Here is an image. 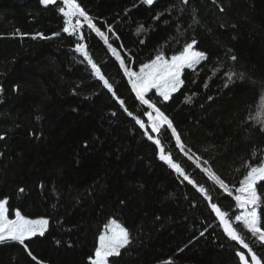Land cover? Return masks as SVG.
Listing matches in <instances>:
<instances>
[{
  "label": "trees",
  "instance_id": "obj_1",
  "mask_svg": "<svg viewBox=\"0 0 264 264\" xmlns=\"http://www.w3.org/2000/svg\"><path fill=\"white\" fill-rule=\"evenodd\" d=\"M76 2L136 71L157 53L170 57L193 39L208 55L195 71L184 70V84L170 100L154 91L148 96L173 121L189 155L200 157L201 168L162 131L165 151L229 212L264 264V246L234 220L241 211L234 197L243 165L264 153V132L249 118L264 93V0ZM59 6L62 0L47 7L40 0H0V201L7 199L10 215L19 210L49 221L43 237L25 240L27 249L0 244V264H91L113 219L129 229L132 242L110 264H241L236 252L247 250L223 232L205 197L159 160V148L75 46H87L125 107L147 123L146 106L135 99L111 50L82 17L72 22L83 24V41L63 32L67 18ZM141 25L146 31L137 34ZM230 71L244 73V82L224 87ZM208 167L233 196L202 170ZM258 213L264 227V196Z\"/></svg>",
  "mask_w": 264,
  "mask_h": 264
},
{
  "label": "snow or ice",
  "instance_id": "obj_2",
  "mask_svg": "<svg viewBox=\"0 0 264 264\" xmlns=\"http://www.w3.org/2000/svg\"><path fill=\"white\" fill-rule=\"evenodd\" d=\"M182 4L187 5L189 0H181ZM40 3L47 7L49 5H57V0H40ZM141 3L151 6L154 0H141ZM224 9L221 7L220 11ZM58 11L66 17V27L63 28V32L68 33L70 36H77L79 40H84L82 32H78V29L83 27L80 20L77 19L76 23L72 22L73 17H82L87 23V27L95 32L100 37L104 44L111 50L115 60L119 62V68L123 70V75L127 77L128 83L131 85V90L135 93V99L139 101L140 105L146 106L142 115L147 117V123L145 120L133 115L131 111L125 107V101L117 96L114 90L113 84L109 82L101 68L96 62H94L92 56L89 54L87 46L83 43H77L75 51L79 53L87 65L91 66L92 74L98 81L102 82V87L107 89L112 96L118 100L119 105L123 108L124 112L136 125H139V129L144 130L143 135L147 136V139L159 148V160L168 165L169 168L174 170L178 176L182 177L188 184L193 185L199 193H201L205 199L209 202L212 212L219 218V224L223 227V232L232 241L238 242L242 245L243 249L247 250V254L241 250L236 252L241 264H262L261 257L257 252L250 247L249 243H246L242 238L237 228L233 226L230 219L229 212L222 210L220 206L213 203L212 196L203 186H198L196 182L190 178L181 164L174 161L170 152H166L162 146L161 132L163 131L169 137L175 138V145L180 149L182 153L188 156L189 160H192L197 168H201L200 157L193 158V155H189L186 151V145L182 141L181 134L174 127L173 121L169 119L161 108L157 106L148 94L155 90L154 95H159L163 98V101L171 99L172 93L179 91L183 86L184 80L181 78L185 69H191L195 71L196 66L202 61L208 59V55L195 48L196 41L193 39L191 42L185 43L178 53L166 57L163 52H159L155 57L147 63L139 66V70H134L130 65L125 63V59L122 58L116 47H113L109 43V38L101 28L93 22V19L85 12L76 0H62V6L58 7ZM159 19V16L156 17ZM111 31V29H109ZM146 31L143 25H141L137 34ZM41 39H48L43 34H38ZM36 38V37H33ZM119 39V37H117ZM143 43V41H141ZM231 59L235 61L237 58L232 56ZM245 74L236 71H230L227 73V81L224 87H228L229 84H234L237 81L244 82ZM207 85H205L206 87ZM2 91V88H0ZM211 99V97H209ZM191 103V97L186 101ZM112 115H116L115 112ZM258 125L259 131L264 132V93L260 96V107L255 116H249ZM150 128V131H149ZM155 134V136L153 135ZM4 137L0 136V139ZM87 148V143L84 144ZM2 155V154H0ZM205 164L208 161H204ZM246 170L242 179L239 181V187L235 189L238 195H235L236 206L241 210L238 215H234V220L238 222L247 232L251 233V236L256 238L255 242H258L260 246H264V227L261 225V215L258 213V208L261 204V197L264 196V153H261V158L257 159L255 164L245 162L243 165ZM208 177L213 181L215 185H218L219 189L223 190L229 196H233L232 188L224 179L221 178L211 167L202 169ZM257 185L260 186L261 192L258 193ZM20 192H24V188L19 189ZM123 203V201H121ZM8 201L4 199L0 201V244H4L9 241L18 242L25 246V240H28L37 235L43 237L48 230L49 221L47 219L32 220L26 218L21 214L19 210L15 211V218L9 219V210L7 207ZM200 236H204V232L200 233ZM132 242L130 231L128 228L117 223L115 219L111 220L109 224L105 226V231L99 236V246L95 249L94 258L91 259V264H110L111 257H120L121 250L126 248ZM183 251V249H181ZM28 255L32 256L31 251H28ZM35 260L36 258L32 256ZM112 264H116L115 261ZM170 264V262H169Z\"/></svg>",
  "mask_w": 264,
  "mask_h": 264
},
{
  "label": "rangeland",
  "instance_id": "obj_3",
  "mask_svg": "<svg viewBox=\"0 0 264 264\" xmlns=\"http://www.w3.org/2000/svg\"><path fill=\"white\" fill-rule=\"evenodd\" d=\"M155 1V0H154ZM182 78V77H181ZM154 92H155V90H153ZM151 93V92H150ZM176 92H174V93H172V95L173 94H175ZM162 98V97H161ZM163 99V98H162ZM9 214V219H14L15 218V212L13 213V215H10V213H8ZM104 231H105V228H104V230H103V232H102V234L104 233ZM37 236H39V235H37ZM9 242H13V241H9ZM98 246H99V241H98ZM97 246V247H98Z\"/></svg>",
  "mask_w": 264,
  "mask_h": 264
},
{
  "label": "water",
  "instance_id": "obj_4",
  "mask_svg": "<svg viewBox=\"0 0 264 264\" xmlns=\"http://www.w3.org/2000/svg\"><path fill=\"white\" fill-rule=\"evenodd\" d=\"M218 220H219V218H218Z\"/></svg>",
  "mask_w": 264,
  "mask_h": 264
}]
</instances>
